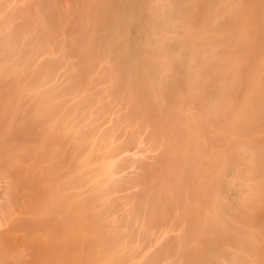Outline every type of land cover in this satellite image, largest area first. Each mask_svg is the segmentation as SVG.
Instances as JSON below:
<instances>
[{
    "label": "bare ground",
    "instance_id": "obj_1",
    "mask_svg": "<svg viewBox=\"0 0 264 264\" xmlns=\"http://www.w3.org/2000/svg\"><path fill=\"white\" fill-rule=\"evenodd\" d=\"M10 1L0 172L30 189L21 226L81 238L86 264H264V0Z\"/></svg>",
    "mask_w": 264,
    "mask_h": 264
},
{
    "label": "rangeland",
    "instance_id": "obj_2",
    "mask_svg": "<svg viewBox=\"0 0 264 264\" xmlns=\"http://www.w3.org/2000/svg\"><path fill=\"white\" fill-rule=\"evenodd\" d=\"M58 1L61 2L63 0H56V2L53 1V3L58 5L57 4ZM35 2L36 0H11L9 2L8 7L4 9L5 11H3L2 14H7V12H9V14L13 13L16 10H18L17 8H19V10L26 9V6L27 8L32 7V6L35 7ZM50 4L52 3L47 4L50 7L46 6V8H52L53 4L52 5ZM71 6L73 7V4ZM57 8L58 7L56 8L53 7L52 11L51 9H48V12L52 13L53 11H55L54 9H57ZM8 9L12 11L10 12ZM108 85H109L108 83H102L103 94H107ZM263 135H264V129H263L262 136ZM236 140H238V137L236 138ZM239 141L240 140H238V142ZM28 163L31 164L30 161ZM4 173H6L7 177L5 176ZM8 177L10 178L8 179ZM12 177L14 178L11 172L8 175L6 171L3 173L0 172V264H42V263L44 264H65V263L86 264L89 258H85L83 254H84L85 249H87L86 247L87 243H85L84 240H82L81 238L72 237L70 239H66L68 234L66 235V233L62 231L61 232L56 231V227L50 225L48 222H44V227L34 226L32 230H28V228L26 230L24 226H21L20 222L23 221L25 217H28V218L30 217L31 219V217L35 216V214H33L34 206H31L32 204H30L33 202V199L30 198V195H28L27 197V194H29L28 190L30 191V189H27V187L25 186L24 187L26 189L25 192L27 193L26 194L23 193L24 192V190H22L23 186L20 184V182L19 183L18 181L16 182L15 179L11 181L13 179ZM234 179L237 180V181L234 180L236 181L235 183L237 184L239 180L241 181L242 178L238 177L239 180L237 178H234ZM7 180H9L10 182H7ZM232 181H233V178H232ZM12 182L13 184L14 182L16 183L14 184V186H16L17 183L19 184L18 186H16L17 188L21 186L22 189L19 188V191H21V195L20 194L19 195L21 197L16 198L18 196L17 193H20V192L19 191L16 192L17 188L13 187V185L10 184ZM241 184L243 183L239 182L237 184L238 186L236 187H240ZM236 187L235 189H237ZM6 188L7 190H9L8 193L6 192ZM11 190H16V191H14L13 193V191ZM11 193H13L15 196ZM7 194L9 195L11 194L10 196H8L9 199L6 198ZM262 195L263 194H260L258 197L256 196L252 197L253 202L256 201L257 203V205L255 203V206H257L258 211H259V208L261 207L260 204H262V201L264 200L263 198L264 195L263 197H260ZM11 196L14 197L13 199L14 201L7 202L8 200L12 199L10 198ZM4 197L7 199V201H5ZM28 198L30 201H28ZM261 198L263 200H261V202H258V200L260 201ZM252 199H250L249 201L253 205ZM28 202L30 203L28 204ZM255 206L254 208L256 209ZM31 208L33 211L31 210ZM35 218H38V216H35L33 219ZM40 227L42 228L40 229ZM59 230H61V228H59ZM135 243H136L135 241H132V245H135ZM64 253L68 256V258H65ZM131 256L132 258L128 260L127 264H154V260L149 257V254L146 251H139V249H137L135 252H133ZM167 261L169 262V259ZM157 263L160 264L159 262Z\"/></svg>",
    "mask_w": 264,
    "mask_h": 264
}]
</instances>
